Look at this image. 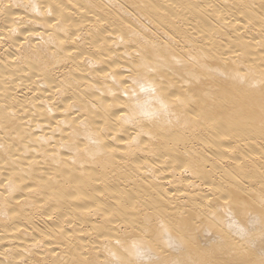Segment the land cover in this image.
<instances>
[{"label":"bare ground","instance_id":"bare-ground-1","mask_svg":"<svg viewBox=\"0 0 264 264\" xmlns=\"http://www.w3.org/2000/svg\"><path fill=\"white\" fill-rule=\"evenodd\" d=\"M0 264H264V0H0Z\"/></svg>","mask_w":264,"mask_h":264}]
</instances>
